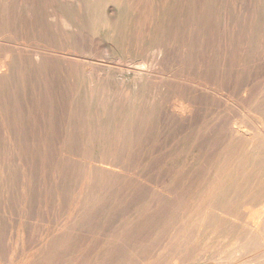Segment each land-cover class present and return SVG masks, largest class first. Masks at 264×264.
Returning a JSON list of instances; mask_svg holds the SVG:
<instances>
[{
	"label": "bare ground",
	"instance_id": "bare-ground-1",
	"mask_svg": "<svg viewBox=\"0 0 264 264\" xmlns=\"http://www.w3.org/2000/svg\"><path fill=\"white\" fill-rule=\"evenodd\" d=\"M263 37L264 0H0V176L53 153L88 200L147 188L130 213L63 217L68 264H120L160 218L264 247Z\"/></svg>",
	"mask_w": 264,
	"mask_h": 264
},
{
	"label": "rangeland",
	"instance_id": "rangeland-1",
	"mask_svg": "<svg viewBox=\"0 0 264 264\" xmlns=\"http://www.w3.org/2000/svg\"><path fill=\"white\" fill-rule=\"evenodd\" d=\"M238 2L230 0L231 7ZM52 11L48 9L45 13L52 15ZM261 43L264 55V37ZM52 139L56 141L57 136L52 135ZM70 148L71 144L67 149ZM75 149L80 153L79 158L87 150L80 144ZM42 157L26 154L22 171L15 156H6L10 158V165L5 171L12 177L3 179L0 176V264H68L69 248L70 251L74 248V253L82 252V248L73 247L67 233L54 230L65 220L63 217L83 215L91 206L94 210L104 209L112 203L116 205V213H130L143 197L142 193L147 191L145 187L130 190V195L116 202L111 194L101 191L94 200H88L80 179L74 178L72 167L58 168L53 153ZM82 169L85 175L89 173L87 168ZM259 209V200L249 206L250 213ZM159 220L158 227L149 222L143 233L136 232L127 237L129 248L119 247L120 264H142L143 261L147 264H239L246 259L250 260L248 264L264 263V247L251 251L231 245L240 233L229 228L213 230L211 217L204 226L190 223L183 229L171 231L164 226L165 220ZM78 229L82 230V227L78 226ZM77 232V240L82 244L83 230ZM150 237L151 241H147ZM65 240L68 248L63 245Z\"/></svg>",
	"mask_w": 264,
	"mask_h": 264
}]
</instances>
